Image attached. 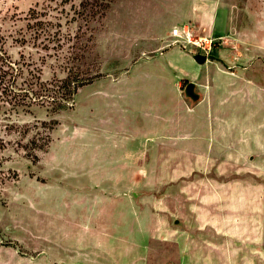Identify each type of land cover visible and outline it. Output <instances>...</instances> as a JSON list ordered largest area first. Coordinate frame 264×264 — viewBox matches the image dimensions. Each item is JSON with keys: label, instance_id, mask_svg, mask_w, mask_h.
<instances>
[{"label": "rangeland", "instance_id": "1", "mask_svg": "<svg viewBox=\"0 0 264 264\" xmlns=\"http://www.w3.org/2000/svg\"><path fill=\"white\" fill-rule=\"evenodd\" d=\"M0 37L45 82L92 79L58 115L0 93V264H144L152 215L146 264H264V0H0ZM124 163L140 181L107 186Z\"/></svg>", "mask_w": 264, "mask_h": 264}, {"label": "trees", "instance_id": "2", "mask_svg": "<svg viewBox=\"0 0 264 264\" xmlns=\"http://www.w3.org/2000/svg\"><path fill=\"white\" fill-rule=\"evenodd\" d=\"M34 26L42 29V31H47L42 22H36ZM4 47L5 44L2 47L0 46V93L5 103L11 107L46 108L49 114L58 115L61 111L69 108L79 89L92 81L91 78L81 79L77 77L74 79L67 76L64 79H54L50 82H45L39 76V70H31L27 67L29 64L15 62L10 60V58H6L7 52ZM58 124V120L54 119L37 121L32 124L33 128L37 130V136L39 137L41 134L42 138L34 137L30 140V143L35 148H41L38 146L39 140H46L47 137L46 146L48 147L51 144V136L49 134ZM27 128L24 139L29 134V128ZM41 129L48 133L45 138H43L42 133L38 132Z\"/></svg>", "mask_w": 264, "mask_h": 264}, {"label": "crops", "instance_id": "3", "mask_svg": "<svg viewBox=\"0 0 264 264\" xmlns=\"http://www.w3.org/2000/svg\"><path fill=\"white\" fill-rule=\"evenodd\" d=\"M170 51V50H169ZM166 54H168V53H165V55ZM186 55V54H185ZM210 55V54H209ZM187 56V55H186ZM215 56V55H214ZM188 57V56H187ZM217 57V56H216ZM220 58V57H219ZM187 59H189L190 61H192L191 60V58H187ZM222 59V58H221ZM223 60V59H222ZM219 62V61H218ZM172 66V65H171ZM173 67V66H172ZM230 70V69H229ZM154 81H156V83L157 84H167V81H168V79H166V78H155V79H153ZM150 81H152V80H150ZM128 102V101H127ZM129 103H131V102H128L126 105H122L121 106V110L122 111H124V110H126V111H129V110H131L132 112L134 111V108H133V104H129ZM124 107V108H123ZM129 159H131V160H134V158L133 157H128ZM124 164H126V163H124ZM137 165V164H136ZM127 168H128V166H127V164H126V173L123 175H121V174H119V176H117V178H115V179H108L107 181L108 182H106V185L107 186H109V184L111 185L112 183L111 182H118L120 179L118 178V177H120V176H124L125 177V179L128 181V180H130V181H136V183L137 182H139L140 181V178L138 177V173H135L134 174V172H132L131 173V175L129 174V173H127ZM131 171H132V169H131ZM134 171V170H133ZM92 176H96L95 174H93ZM156 178V177H155ZM154 178V179H155ZM119 179V180H118ZM148 179L150 180L151 178L150 177H148ZM101 180V179H100ZM118 183H120V182H118ZM121 184V186L123 187V184L122 183H120ZM133 185H134V183H133ZM117 186H118V184H117ZM98 189V188H97ZM108 190L109 191H111L112 193H113V191H114V193L113 194H117V192H122V194L124 195V197L127 199V201L129 202V204L132 206V209H135V208H137V206L141 203V201H143V198L145 197L144 196V193H142V192H137L136 190H128V191H124L123 189H121V188H116V186H115V188H111V187H109L108 188ZM119 192V193H120ZM121 194V193H120ZM134 194H139V197L138 198H136L135 196H134ZM150 217V216H149ZM150 220V224H152L151 225V227H150V230H149V233H150V235H149V238H148V244H147V246L146 247H144L145 249H144V251H145V260L143 261V263L144 264H146V262H147V255H148V253H149V242L151 241V240H159V237H157V236H154V230H155V227H153V224H154V215H152L150 218H149ZM177 222H179V221H175V224L176 225H178V226H180L179 225V223H177ZM167 228L169 229V230H171V231H174V228L172 227V226H169L168 224H167ZM100 229H103L104 230V233H107L109 230L107 229V228H105V227H101L100 226ZM117 228L115 227V233H113L114 235L113 236H107L106 237V241L109 239V240H112V242L113 243H115V244H120V243H122L123 242V239H121L120 237H119V235H120V233H119V229L118 230H116ZM159 229H161V226H160V228ZM156 231V230H155ZM111 232H113V231H111ZM100 234H101V232H100ZM157 234H159L158 232H157ZM105 236H103V238H104ZM99 239H101V236H99ZM163 239V235L160 237V240H162ZM124 254V253H123ZM123 255H121V256H117V255H115V256H113V258H114V261H112L111 259H110V257L108 258V257H106L105 259H106V261H107V264H138L139 263V261L138 260H140L141 258L139 257V259L137 258V256H135V259H132V258H129L128 256H126L125 254H124V256L122 257Z\"/></svg>", "mask_w": 264, "mask_h": 264}, {"label": "water", "instance_id": "4", "mask_svg": "<svg viewBox=\"0 0 264 264\" xmlns=\"http://www.w3.org/2000/svg\"><path fill=\"white\" fill-rule=\"evenodd\" d=\"M193 58L198 64L201 65L207 63L210 60H216L224 64V66H226L227 69H231L230 67L227 66V64H225L224 60L214 55H204L199 53V54H195ZM196 89H197V85L191 82H188V84H186V86L184 87V97L186 100L190 101L192 105L198 104L203 99L201 94L196 92ZM134 196L138 198L139 194H134Z\"/></svg>", "mask_w": 264, "mask_h": 264}, {"label": "built area", "instance_id": "5", "mask_svg": "<svg viewBox=\"0 0 264 264\" xmlns=\"http://www.w3.org/2000/svg\"><path fill=\"white\" fill-rule=\"evenodd\" d=\"M180 33L178 30H176V34ZM183 33H186L185 30L183 31ZM188 42L189 43H193V41L191 40V38H188ZM198 49L199 52L203 53V54H210L211 48H209V51H207L206 47H203L202 44H197V43H193Z\"/></svg>", "mask_w": 264, "mask_h": 264}, {"label": "flooded vegetation", "instance_id": "6", "mask_svg": "<svg viewBox=\"0 0 264 264\" xmlns=\"http://www.w3.org/2000/svg\"><path fill=\"white\" fill-rule=\"evenodd\" d=\"M210 55H212V54H210ZM188 84V83H187ZM196 92H198V89H196Z\"/></svg>", "mask_w": 264, "mask_h": 264}]
</instances>
